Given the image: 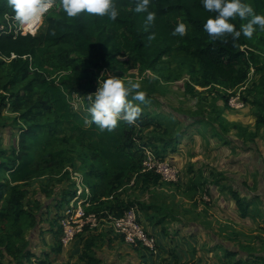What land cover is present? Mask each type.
I'll list each match as a JSON object with an SVG mask.
<instances>
[{
    "label": "trees",
    "instance_id": "trees-1",
    "mask_svg": "<svg viewBox=\"0 0 264 264\" xmlns=\"http://www.w3.org/2000/svg\"><path fill=\"white\" fill-rule=\"evenodd\" d=\"M52 1L54 7L45 14L43 27L36 34H22L14 25V13L7 0H0V120L9 117L3 113L8 108L15 114L13 123L8 125L18 130L17 146L12 150L0 149V221L9 228L0 233V264H7L4 261L6 256L17 264L49 263L28 248L24 241L26 228L38 223L29 210L28 187L39 178L50 177V174L57 173L53 178L58 180L68 178V173L62 174L61 178L58 176L68 164L80 159L84 162L77 153V143L58 133L65 122L80 118L89 130L102 138L114 133V129L101 130L91 122L88 111L85 116L74 112L68 98V94H77L88 100L89 107V97H94L99 78L107 77L103 72H114L115 75V72L124 73L137 68L140 73L150 70L165 81H171L187 68L192 77L187 86L191 88L221 87L230 96L234 92L232 89L245 86L249 95L245 101L255 110L256 126H264V31L259 26H254L256 31L251 39L241 34L237 40L231 35L212 40L203 24L215 13L208 12L202 0H150L149 10L156 13V19L147 26V13L133 11L137 0H115L119 15L114 21L107 16L83 12L69 18L59 6L60 0ZM244 2L249 3L255 13L264 14V0ZM249 20L250 17L236 18L231 22L240 30L241 25ZM181 22L187 25L186 34L172 35ZM252 67L254 72L250 77ZM195 118L185 114L184 121L188 124L189 119L194 121ZM137 123L142 130L157 128L156 124L163 127L156 118L147 115H140L134 124L118 120L122 138L116 150L121 162H112L98 147L90 150L91 155L85 164L88 167L83 164L82 170L92 190L88 211L120 216L129 206L138 204L149 215L148 219L155 218L156 225H162L166 232L164 224L169 217L166 212L148 214L151 209L162 211V207L122 197L121 188L131 181L148 179L149 183L150 178L160 180L157 174L142 172L145 149L136 146L137 139H140L137 137ZM239 130L242 136H257V132ZM184 131L179 135L182 136ZM176 137L158 140L161 146L158 144L155 152L159 157L166 158L171 144L177 145L179 141ZM91 179L95 181L91 182ZM204 183L206 181L200 182L199 186ZM197 186L195 182V188ZM71 196L73 190L69 184L56 202L58 208L61 209ZM234 196L239 210L247 215L251 203L244 202L236 192ZM88 229L87 226L83 232ZM55 231L61 234L62 228L59 226ZM96 235L85 240L79 261L70 264L103 263L96 251ZM61 246L60 241L59 248ZM159 247L158 242L157 250ZM240 253L225 248V258L234 259L237 264H264V255L247 252L240 256ZM171 255L176 258L180 254L173 252Z\"/></svg>",
    "mask_w": 264,
    "mask_h": 264
},
{
    "label": "rangeland",
    "instance_id": "rangeland-1",
    "mask_svg": "<svg viewBox=\"0 0 264 264\" xmlns=\"http://www.w3.org/2000/svg\"><path fill=\"white\" fill-rule=\"evenodd\" d=\"M44 16L34 25L33 32L43 27ZM14 25L18 30L24 26L20 25L18 22H14ZM120 73L121 75H118ZM102 74L117 76L125 81L132 80L141 84V90L145 92V102L134 100L133 103L140 106V115L154 117L159 124L161 123V125H163L162 127L156 124L157 128H144L142 130L137 123V137L140 139H137L136 146H143L144 149L149 147L155 151V148L159 145L161 146L158 140L167 141L171 136L177 135L176 140H179L177 145L171 144L169 149L175 150L182 144L185 145L188 152L191 153L193 150L192 146L195 144V139L189 137L190 134L192 135V133L189 132L195 130L197 126H195L193 122L186 124L184 121L185 114L201 116L202 118L207 117V119L212 121L215 120V114H217V101L224 100L229 107L228 99L231 95L227 96L223 88L215 86L209 89H204L200 86H194V88L188 87L187 83L192 80V77L187 68H183L180 73L176 75L177 77L171 81H165L160 75L150 70L140 73L137 68L124 73L122 71L115 72V75L114 72H103ZM232 90H234L233 93L240 92L242 100L245 104L247 103L245 99L249 95L245 86ZM68 98L74 112H80L84 116L87 115V99L77 94H68ZM229 108L233 109L231 107ZM3 113L9 117L6 120H0V149L12 150V148L18 144V130L13 129L8 124L13 123L15 114L8 108H6ZM3 123H5V125H3ZM206 127L207 126L204 124L203 128L206 129ZM164 129H166L165 131L168 133H165ZM182 130L185 131L182 136H180L179 132ZM113 132V134H109L102 138L100 134L89 130L88 126H86L80 118L65 122L58 133L77 143V153L84 161L82 163L80 159L75 161V164L73 163L74 165L72 163L68 165L83 170V164L85 165L88 163L86 159H89L92 147L102 149L107 153V156L112 162H121L116 150V145L120 143L119 141L122 138L121 130L119 127H116ZM185 140L188 141L184 143ZM191 155L192 154L188 156V161L184 164V167H180L179 180L176 182L157 181L150 178L151 181L149 183H147L148 179L140 180L139 182H135L134 180L121 188L122 197L125 200H135L144 205L154 203L158 206L160 205L159 207L163 206L167 210L166 214L170 213L168 215L169 219L164 224L167 230L165 232L163 229V232L170 235L169 239H173L174 243L177 240L174 236L176 233L175 227L177 225H179L180 228H182L183 225L188 226L189 230L191 222H189L188 225L186 223L192 220V218H200L199 222H201L200 224L203 232L199 231L198 236L201 235V237L196 240V252H194V250L192 251L193 247L189 249V253L188 251H184L187 258L182 263H179V260L181 261V259L185 258L184 253H181L182 257L177 255L176 258L171 255L170 264H237L234 262V259L225 258L226 247L235 251H240V256L247 252H257L264 255V205H252L249 209V216L244 219L238 209L232 207L223 208L222 206L212 203L209 194V186L211 184L208 182L216 178L217 170L215 166L208 161H202V164L200 163L197 166L198 160L192 161L190 159ZM165 157V159H168L167 153ZM188 172H193V176L189 177ZM56 174L57 173L50 174V177L46 176L39 178L28 187L29 210L36 216L38 223L35 227L26 228L25 230L24 241L27 247L39 255L42 260H48V264H70L79 261L85 240L93 234H97L95 247L97 254L103 260L102 264H137V259L134 256H129L130 252L126 249L128 244L122 237L115 233L109 220L104 221L95 229L89 228L86 232L78 233L77 238L71 246H61V248H59L60 231L56 232L55 230L60 226V209L56 205V202L62 197L64 189L69 187L68 181L70 178L64 177V179L58 180L56 177L53 178ZM61 177L62 176H60V178ZM94 181L95 179H91V182ZM193 181H206V183L200 184V186L195 188V185H192ZM34 202L37 205L34 204ZM160 211V209H158V212L155 210V213L162 215L163 210ZM148 214L151 215L152 213ZM190 214L193 215L191 219L186 218L187 222L182 220L183 217H187ZM148 216L149 215H146L141 208L140 221L148 234L152 235L158 243L157 235L151 233L147 227V222L149 221ZM154 220H150V222L153 223ZM5 230H9L8 224L0 221V233ZM184 232H187V230ZM109 234L113 235V237H120L122 239L120 241L125 242L126 245L121 244L120 241L119 244H114V241L109 239ZM189 237H191V235L186 236L188 239ZM134 247L136 250L140 251V253L143 252L147 255H154L148 247L142 246L141 244ZM190 255L192 257H189ZM145 256L146 255H141V258H146ZM167 259H163V262ZM144 260L145 259H142L143 263H145ZM4 261L7 264H17L16 262H11L9 256H6ZM146 264L153 263L146 262ZM161 264L163 263L161 262Z\"/></svg>",
    "mask_w": 264,
    "mask_h": 264
},
{
    "label": "crops",
    "instance_id": "crops-1",
    "mask_svg": "<svg viewBox=\"0 0 264 264\" xmlns=\"http://www.w3.org/2000/svg\"><path fill=\"white\" fill-rule=\"evenodd\" d=\"M216 104L217 114H215V120L211 121L207 119V117L202 118L201 116H196V118L193 119L194 121L191 119H189L190 121L188 120L189 122L195 123V126L199 128L196 127L195 130L189 132L192 133L189 137L195 139L192 152L189 153L185 145L180 144V147H177L175 150L168 149V159L171 160L178 169L184 167L190 154H192L190 158L192 161L198 160L197 166L200 163L202 164V161L211 162L217 170L216 178H213L212 181L209 182L211 184L209 186V194L212 203H215V205L222 206L223 208L232 207L239 210L234 192H236L244 202L251 203L249 209L254 204H260V206L262 204L264 205V126L257 128V119L254 115V109L248 103L237 110L230 109L224 100H219ZM204 124L207 126L206 129L203 128ZM239 128H243L252 133L257 132V136L255 138L242 136ZM187 141L188 140H185L184 143ZM193 174V172H188L189 177H192ZM195 182L198 183L199 186L200 182L197 181H193L192 185H195ZM162 208L164 213L167 212L163 206ZM149 211V213L155 214V210L151 209ZM242 216L245 219L249 216V211L247 215L242 214ZM192 217L193 215L190 214L187 217H183L182 220L187 222L186 218L191 219ZM168 219L169 217H167V220ZM199 221L200 218L198 217L188 221L186 223L187 225L191 222L189 230L188 226L183 225L182 228H180V226L177 225L174 235L177 240L174 243L173 239H169L170 235L163 232L162 225H156L155 222L151 223L149 220L147 222V227L151 233L157 235L160 247L156 252L151 251L154 255H147L143 252L140 253L133 245L129 246L128 244L126 249L130 252L129 256H134L137 259V264H146V262L153 264H161V262L163 264H170L169 262L171 261V254L173 252L180 254L181 257V253H184L185 256L184 251H188L189 253L191 247H193L192 251L194 250V252H196V240L201 237V235L198 236L199 231L203 232L201 229V222ZM186 230L187 232H184ZM187 235H191V237L188 239L186 238ZM108 237L110 240L112 239V241H114V244H119V241L122 240L120 238L121 236L113 237V235L109 234ZM121 244L126 245L125 242H121ZM141 255H146V258H141ZM189 257L192 256L190 255ZM165 258L168 259L163 262ZM186 258L185 256V258L181 259L180 263ZM142 259H145V263L142 262Z\"/></svg>",
    "mask_w": 264,
    "mask_h": 264
},
{
    "label": "clouds",
    "instance_id": "clouds-1",
    "mask_svg": "<svg viewBox=\"0 0 264 264\" xmlns=\"http://www.w3.org/2000/svg\"><path fill=\"white\" fill-rule=\"evenodd\" d=\"M203 7L214 16H209L203 29L212 40L226 38L231 35L237 40L241 34L251 39L259 26L264 31V14H257L249 3L244 0H202ZM8 6L13 10V19L20 25H32L38 23L41 17L49 11L52 0H7ZM150 0H137L133 9L136 13H147L146 26L155 22L156 13L149 10ZM59 6L67 17H77L80 13H87L99 17L107 16L116 20L119 15L115 0H60ZM250 17L246 24H242L240 30L236 29L232 20L240 18L244 20ZM187 25L178 23L172 35L184 36ZM94 97H89L91 122H94L101 130L112 131L117 127L118 120H124L128 124H134L140 116L141 108L133 101L145 102V92L141 90V84L132 80L125 81L117 76L108 75L105 79L99 78V86L94 92Z\"/></svg>",
    "mask_w": 264,
    "mask_h": 264
},
{
    "label": "built area",
    "instance_id": "built-area-1",
    "mask_svg": "<svg viewBox=\"0 0 264 264\" xmlns=\"http://www.w3.org/2000/svg\"><path fill=\"white\" fill-rule=\"evenodd\" d=\"M53 7L54 2L52 1V6L49 10ZM38 29L36 32H32L27 28V25H24L20 28V31L22 34H36ZM13 56L15 55L13 54ZM253 72L254 68L252 67L250 77H252ZM229 92L232 93L230 90ZM228 105L233 109H240L245 105L240 92L231 94L228 99ZM144 152L142 172L157 174L160 176V180L165 182H176L179 180L180 171L172 161L158 157L156 152L149 147H146ZM67 173L70 178L68 182L72 185L73 196L69 197V201L65 202L62 209H60L61 211L59 210V222L62 228L60 241L63 246H71L77 238V234L83 232L87 226L95 229L104 221L109 220L115 233L121 236L127 244L133 246L141 244L156 252L157 241L152 235L148 234L142 225L138 204L129 206L120 216L109 213L105 216L103 215L104 212H89L88 207L92 203V190L86 183L84 172L67 165L58 177Z\"/></svg>",
    "mask_w": 264,
    "mask_h": 264
},
{
    "label": "bare ground",
    "instance_id": "bare-ground-1",
    "mask_svg": "<svg viewBox=\"0 0 264 264\" xmlns=\"http://www.w3.org/2000/svg\"><path fill=\"white\" fill-rule=\"evenodd\" d=\"M33 27L34 26H32V25H27V28H29L30 29V31H32L33 30ZM33 32V31H32Z\"/></svg>",
    "mask_w": 264,
    "mask_h": 264
}]
</instances>
